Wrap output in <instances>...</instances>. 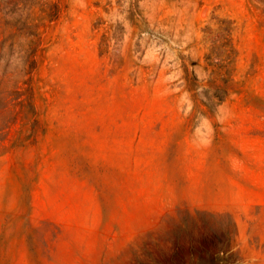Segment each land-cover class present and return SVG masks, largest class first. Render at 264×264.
I'll return each instance as SVG.
<instances>
[{
  "label": "rangeland",
  "instance_id": "374dc122",
  "mask_svg": "<svg viewBox=\"0 0 264 264\" xmlns=\"http://www.w3.org/2000/svg\"><path fill=\"white\" fill-rule=\"evenodd\" d=\"M0 264H264V0H0Z\"/></svg>",
  "mask_w": 264,
  "mask_h": 264
},
{
  "label": "trees",
  "instance_id": "16d2710c",
  "mask_svg": "<svg viewBox=\"0 0 264 264\" xmlns=\"http://www.w3.org/2000/svg\"><path fill=\"white\" fill-rule=\"evenodd\" d=\"M34 107V106H33ZM35 108V107H34Z\"/></svg>",
  "mask_w": 264,
  "mask_h": 264
}]
</instances>
